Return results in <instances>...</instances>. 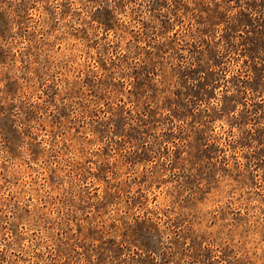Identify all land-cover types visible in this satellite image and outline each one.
Returning <instances> with one entry per match:
<instances>
[{
  "label": "rangeland",
  "instance_id": "rangeland-1",
  "mask_svg": "<svg viewBox=\"0 0 264 264\" xmlns=\"http://www.w3.org/2000/svg\"><path fill=\"white\" fill-rule=\"evenodd\" d=\"M0 264H264V0H0Z\"/></svg>",
  "mask_w": 264,
  "mask_h": 264
}]
</instances>
